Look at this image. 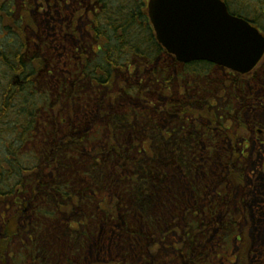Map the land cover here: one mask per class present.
I'll return each instance as SVG.
<instances>
[{"label":"trees","instance_id":"trees-1","mask_svg":"<svg viewBox=\"0 0 264 264\" xmlns=\"http://www.w3.org/2000/svg\"><path fill=\"white\" fill-rule=\"evenodd\" d=\"M257 1L231 8L264 31V0ZM146 4L0 0V210H14L12 220L0 211L1 225L25 233L33 264L53 263L64 247L65 255L74 254L96 233L102 239L95 245L102 246L128 199L141 220L164 225L152 233L190 240L186 264H207L208 245L219 231L226 245L237 238V264H264V218L247 219L242 230L240 206L227 212L206 195V178L194 182L203 165L196 153L207 144L209 161L226 178L215 179L216 194L233 197L237 189L236 197L252 194L264 202V151L256 149L264 143L257 136L246 143L248 95L240 90L248 81L208 62L176 61L157 41ZM227 89L232 102L214 105ZM159 115H168L167 125ZM218 143L229 147L215 150ZM164 162L173 168L172 183L186 174L190 194L172 188ZM29 185L35 195L26 213L21 205L30 200ZM239 201L248 211V200ZM122 225L128 226L124 219ZM107 256L96 255L95 264H117Z\"/></svg>","mask_w":264,"mask_h":264},{"label":"rangeland","instance_id":"rangeland-1","mask_svg":"<svg viewBox=\"0 0 264 264\" xmlns=\"http://www.w3.org/2000/svg\"><path fill=\"white\" fill-rule=\"evenodd\" d=\"M236 1V0H235ZM17 2H21V0H17ZM241 3V0L239 1ZM258 4H261V1L258 0ZM263 11V10H261ZM260 11V12H261ZM259 12V14H260ZM262 18L259 20L260 24L264 26V15L262 14ZM84 29L86 30L87 27H89L88 22H83ZM83 29V30H84ZM84 30V32H85ZM260 67H262V71L258 75V82L264 83V60L260 63ZM117 91V89H116ZM222 94V92H221ZM229 95L224 94L220 96V99H227ZM259 98V97H258ZM264 98V97H263ZM232 99V98H231ZM90 100V99H89ZM96 102L95 100L92 101L91 103ZM95 104V103H94ZM224 102L221 100V102L218 105H222L224 107ZM222 113V112H221ZM158 117V122L162 124L163 126L167 125L165 120L163 119L164 117L167 118L168 115H159ZM245 117L247 118V126L249 133L251 136L247 138L246 143H251V139L254 140L255 134H253V131H257V128H263L264 129V106H258L256 109H252V113L249 115V113H245ZM170 118V117H169ZM244 126V127H245ZM172 127V126H171ZM244 127H239V129L242 131ZM257 135V134H256ZM260 141L264 143V136H261L258 138ZM3 140L0 138V151H2V148L5 147L3 145ZM242 142V141H240ZM206 147L209 148L207 144L204 145L201 143L199 149V153H196V157L201 158L203 160L202 164L199 166V170L195 173V180L194 181L196 184H201L203 179L206 178L205 185L209 186L207 187L206 195L210 197V200L214 202L215 200L219 201L220 204H222L223 208L227 209V212H232L231 210H235L237 206H240L239 209H236L238 214H242L244 216L243 222L240 223V228L246 229L249 224L248 220L249 218L253 219L258 217H263L262 213L264 214V202H260L257 199L255 200L253 198L252 194H241L236 197L237 189H234L235 194H233V197H229L228 195H225V192H220L221 195L218 196L216 194L217 189V182L215 181L218 176L222 178V182L224 183V180H226L225 176H223L224 172L222 170H216L215 165L212 164V158L210 157L211 161L208 159V153L206 151ZM221 147H226L228 148V144H221L218 143L215 146V150H218ZM256 149H261L264 151V144H261L259 142L256 145ZM164 165L166 168H170L171 172V178L170 183L172 185L173 189L178 190L181 192L184 197H185V191L189 193L187 190L188 185L186 184V181L184 180L185 178V173L184 176L180 175L178 176L177 179H174L173 177V183H172V166L170 167L169 164L164 162ZM217 171V173H216ZM184 172V171H183ZM181 174V173H180ZM208 178V179H207ZM262 184V183H261ZM264 184V181H263ZM219 192V191H217ZM158 194V191L153 190L152 194L154 195ZM160 193V192H159ZM255 193H258V190L255 191ZM31 195L34 196L35 192L33 191V187L31 189ZM112 196L111 194H109ZM108 195V196H109ZM244 196L247 200V206H248V211L247 209H242V205L240 204L239 199ZM260 196H264V191L260 190ZM33 197L27 202L26 208H24V212L30 208L31 203H33ZM155 201L157 198H154ZM31 201V202H30ZM39 201V197H38ZM30 204L28 205V203ZM116 202V201H115ZM107 205V203H104V205ZM115 205V203H113ZM127 208L126 211L121 210V215L122 219L126 221L128 226L122 225V219L120 217L117 220V224L113 226V231L108 230L106 233H104V237L106 238L105 242H102V246L100 245H95L98 242V239H102L101 236H99L98 233L96 235H93V238L89 241V244L85 245L84 247L79 246L77 249H74V254H70V252L66 254V251H68L69 248L64 247L63 252L61 254V261L64 264H95V259L96 255L98 256L99 254L102 255H108L107 257H112L117 260V264H186L184 260V252L185 250L189 247V242L190 240H187V238L177 237V240L174 239L173 235H169L166 238H164V235L162 234H157V233H152L151 230H156V231H163L164 225H156V227H151L150 223L148 221H143L141 218L138 217L133 211H130L131 208L133 207L134 203H132L131 200H124L122 201V204ZM204 207V205H203ZM231 209V210H230ZM252 209L257 210V212H252ZM5 209H1L0 211L5 214V218H10V216L13 217V209L10 208V212L7 214L4 212ZM29 209L27 210V212ZM226 211V210H225ZM26 212V213H27ZM30 215V212H29ZM7 220V222L9 221ZM24 221L22 219H18L17 224L18 226L21 225ZM2 223V219L0 220V227ZM255 223L254 221L251 220V225L253 226ZM9 225V224H8ZM132 225V227H129ZM246 225V226H245ZM10 228L11 224L9 225ZM94 226V223L92 224ZM3 227V226H2ZM128 227V230L132 228V234L131 236L127 235L126 233V228ZM21 230L23 232H26L28 229L25 227H21ZM262 230V229H261ZM130 231V230H129ZM98 232V231H97ZM207 236V234H205ZM13 236V241L11 243V246L7 250H0V264H18L17 262H20L21 256L25 254L26 252V247L29 244V239L25 235V233H15V235L11 234V239ZM224 236V232H217L214 237H212L208 249L210 253L212 254V257L209 259L210 263L208 264H236V253L238 252V242L237 239L233 243H229L226 245L224 241L222 240V237ZM203 237V233L199 236V239ZM5 240H8L5 238ZM185 243H182L184 242ZM178 243V244H177ZM159 245V247L156 246ZM221 244V245H220ZM58 246L61 249L60 243ZM180 246V247H178ZM226 246V247H225ZM177 247V248H175ZM225 247V252L222 253V250ZM46 248V247H45ZM201 248V247H200ZM47 249V248H46ZM258 250H262V246H257ZM48 250V249H47ZM7 251V252H6ZM10 253L9 257L12 256V258L8 257V254ZM218 253H222V260L219 258H216ZM122 254V255H121ZM215 254V256H213ZM113 255V256H111ZM128 257L127 262L125 260H122V258ZM219 259V260H218ZM8 261V262H7ZM191 264V262H189Z\"/></svg>","mask_w":264,"mask_h":264},{"label":"water","instance_id":"water-1","mask_svg":"<svg viewBox=\"0 0 264 264\" xmlns=\"http://www.w3.org/2000/svg\"><path fill=\"white\" fill-rule=\"evenodd\" d=\"M158 41L182 63L205 60L240 73L264 55V36L222 0H149Z\"/></svg>","mask_w":264,"mask_h":264},{"label":"flooded vegetation","instance_id":"flooded-vegetation-1","mask_svg":"<svg viewBox=\"0 0 264 264\" xmlns=\"http://www.w3.org/2000/svg\"><path fill=\"white\" fill-rule=\"evenodd\" d=\"M224 1L227 3L229 10L234 12L233 9L231 8V6H233L235 9H238V8H240V6H244V5L254 6L256 0H254V2L252 0H244V1L241 0V3L239 2L240 0H236V1L235 0H224ZM240 9H244V8L241 7ZM251 18L249 17L248 20H250L253 24H256L257 22L255 20L251 19ZM223 71H227V70L223 68ZM261 71H262V67H260V65H258L251 73H249L247 75H240V74H236L235 75L234 74V76H236L239 79V81L240 80H242V82L243 81H248L249 85H248L247 88H245V89L241 88L240 87V82H238L236 87H237V90H239L241 88V90H240L241 94H244V95L247 94L248 95V104H249L248 111H249V115L252 113V109H256L258 106H264V98H263L264 97V83L258 82V75L260 74ZM227 91H224V92H227L226 94L229 95V97L227 99H222V100H223V102L228 104V103L232 102V99H231L232 92H231L230 89H227ZM234 95H236L235 92H234ZM213 103L216 106L220 103L218 101V97L214 98ZM243 112H245V111H243ZM253 134H255V136H252V137H255V138H256V136L257 137L258 136L259 137L264 136V129L263 128H257V131H255V132L253 131ZM249 135L251 136L250 133H249ZM28 187L31 190V185L28 186ZM8 224H6L4 226L5 228L3 227V228L0 229V250H2V248H3L4 244H5L4 241H7V240H5V238H7V239L10 238L11 239V234L15 235V233L19 232V231H17V229L15 230L13 227L10 228V226ZM235 239H237V238L234 237V240L231 242V238H230V243H233L235 241ZM228 240H229V237L227 238V243H228ZM12 241H13V236H12V239L8 242V246H11ZM27 248H28V251L30 252L29 254L31 255L33 250H31L29 245L27 246ZM222 252H223V250H222ZM218 254H221V253H218ZM218 258L220 260H222L220 257H218ZM208 263H210V261H208L207 264ZM236 264H237V258H236Z\"/></svg>","mask_w":264,"mask_h":264},{"label":"bare ground","instance_id":"bare-ground-1","mask_svg":"<svg viewBox=\"0 0 264 264\" xmlns=\"http://www.w3.org/2000/svg\"><path fill=\"white\" fill-rule=\"evenodd\" d=\"M30 186V185H29Z\"/></svg>","mask_w":264,"mask_h":264}]
</instances>
